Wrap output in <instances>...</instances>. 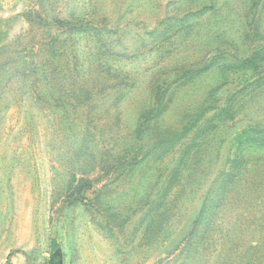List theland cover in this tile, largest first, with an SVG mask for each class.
<instances>
[{"label": "rangeland", "instance_id": "374dc122", "mask_svg": "<svg viewBox=\"0 0 264 264\" xmlns=\"http://www.w3.org/2000/svg\"><path fill=\"white\" fill-rule=\"evenodd\" d=\"M0 264H264V0H0Z\"/></svg>", "mask_w": 264, "mask_h": 264}]
</instances>
